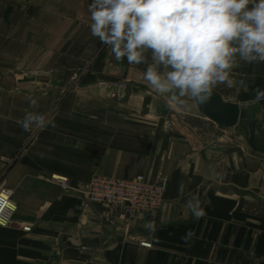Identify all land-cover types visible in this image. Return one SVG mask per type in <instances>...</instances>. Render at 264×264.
Here are the masks:
<instances>
[{"label": "crops", "instance_id": "crops-1", "mask_svg": "<svg viewBox=\"0 0 264 264\" xmlns=\"http://www.w3.org/2000/svg\"><path fill=\"white\" fill-rule=\"evenodd\" d=\"M91 3L0 0V188L16 204L12 224L0 226V264H264V210L255 207L264 204V156L238 125L159 95L142 79L144 64L117 61L91 35ZM231 75L234 87L216 89L260 104L264 133V100L253 103L264 63L241 61ZM27 111L52 124L25 132L16 121ZM52 174L67 176L71 188ZM97 174L166 175L162 205L128 228L119 211L79 191ZM192 196L206 213L199 220L186 207ZM189 229L195 236L186 243Z\"/></svg>", "mask_w": 264, "mask_h": 264}, {"label": "clouds", "instance_id": "clouds-1", "mask_svg": "<svg viewBox=\"0 0 264 264\" xmlns=\"http://www.w3.org/2000/svg\"><path fill=\"white\" fill-rule=\"evenodd\" d=\"M88 12L91 35L117 61L144 64L142 79L177 105L204 104L219 85L234 87L231 71L241 61L264 63V0H92ZM261 100L264 90L257 89L253 103ZM16 123L30 132L52 121L27 111ZM186 207L197 220L206 215L196 196ZM145 228L154 233L157 224ZM194 236L189 229L181 239Z\"/></svg>", "mask_w": 264, "mask_h": 264}, {"label": "built area", "instance_id": "built-area-1", "mask_svg": "<svg viewBox=\"0 0 264 264\" xmlns=\"http://www.w3.org/2000/svg\"><path fill=\"white\" fill-rule=\"evenodd\" d=\"M167 127H172V121H165ZM52 179L64 188H71L70 180L66 176L52 174ZM168 185V177L161 175L157 182H151L144 175L131 178L97 174L79 189L87 202L102 204L108 213L119 211L124 217L128 228L139 224L153 212H156L164 200ZM16 204L13 192L9 188H0V226L12 223ZM23 230L30 231L31 226H23ZM146 247H152L150 241H142Z\"/></svg>", "mask_w": 264, "mask_h": 264}, {"label": "water", "instance_id": "water-1", "mask_svg": "<svg viewBox=\"0 0 264 264\" xmlns=\"http://www.w3.org/2000/svg\"><path fill=\"white\" fill-rule=\"evenodd\" d=\"M199 110L210 120L224 127H233L246 121V139L253 150L264 156V133L256 123L260 104H239L227 100L215 89L211 98L204 104H197ZM258 164L264 169V159L258 158Z\"/></svg>", "mask_w": 264, "mask_h": 264}, {"label": "rangeland", "instance_id": "rangeland-1", "mask_svg": "<svg viewBox=\"0 0 264 264\" xmlns=\"http://www.w3.org/2000/svg\"><path fill=\"white\" fill-rule=\"evenodd\" d=\"M238 128H240L241 129V131L244 133V135H246L245 133H246V125H245V122H241V123H239L238 124ZM253 149V148H252ZM258 196H263V194H259ZM260 198V197H259ZM261 200H262V197L260 198ZM263 203L262 202H260L259 200L257 201V204H256V208H257V211L259 212L260 211V208H262L263 210H264V207H263ZM13 221V220H12ZM12 224V223H11Z\"/></svg>", "mask_w": 264, "mask_h": 264}, {"label": "bare ground", "instance_id": "bare-ground-1", "mask_svg": "<svg viewBox=\"0 0 264 264\" xmlns=\"http://www.w3.org/2000/svg\"><path fill=\"white\" fill-rule=\"evenodd\" d=\"M56 175H57L59 178H60V176H61L60 174H56ZM62 176H65V175H62ZM66 177H67V176H66Z\"/></svg>", "mask_w": 264, "mask_h": 264}]
</instances>
